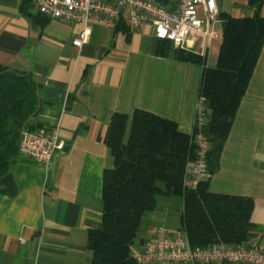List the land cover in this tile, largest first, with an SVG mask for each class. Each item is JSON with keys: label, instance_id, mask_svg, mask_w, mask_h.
I'll use <instances>...</instances> for the list:
<instances>
[{"label": "crops", "instance_id": "crops-1", "mask_svg": "<svg viewBox=\"0 0 264 264\" xmlns=\"http://www.w3.org/2000/svg\"><path fill=\"white\" fill-rule=\"evenodd\" d=\"M24 1L0 0V65L35 77L42 108L31 124L34 131L57 128L65 147L43 163L19 154L13 170L0 177V264H92L89 234L103 227L104 171L115 163L105 142L112 116L145 110L193 133L203 68L162 57L154 26L132 27L127 17L129 31L95 25L88 41L75 46L82 24L46 22L36 17V7L24 11ZM217 1L218 38L205 44L192 34L183 49L209 67L217 65L222 45L221 15H255L249 0ZM178 4L163 6L175 10ZM199 16L205 19L202 8ZM210 190L253 199L256 235L247 245L264 250V45ZM165 197L170 203L159 198L152 217L168 227L169 207L180 200ZM183 209L184 200L181 217ZM175 226L170 223L172 234L182 232L181 226L173 232Z\"/></svg>", "mask_w": 264, "mask_h": 264}, {"label": "trees", "instance_id": "trees-1", "mask_svg": "<svg viewBox=\"0 0 264 264\" xmlns=\"http://www.w3.org/2000/svg\"><path fill=\"white\" fill-rule=\"evenodd\" d=\"M168 1L157 0L161 5ZM249 2L255 8L253 17L221 15L223 40L215 67L207 66L199 54L159 42L162 57L203 68L199 95L211 112L204 132L210 141L207 162L213 175L264 45V0ZM33 6L34 0H25L22 9L28 12ZM37 12L36 17L51 19ZM124 20L117 32L129 31ZM39 90L32 74L0 65V177L17 164L23 130H35L31 119L42 108ZM196 132H185L176 121L145 110L112 116L105 142L115 163L104 171L103 227L89 234L92 264H139L132 257L139 229L145 215L157 209L160 196L183 198L180 230L192 247L208 248L218 242L237 246L255 237L253 199L215 194L211 179L197 190L186 184L189 165L197 157Z\"/></svg>", "mask_w": 264, "mask_h": 264}, {"label": "built area", "instance_id": "built-area-1", "mask_svg": "<svg viewBox=\"0 0 264 264\" xmlns=\"http://www.w3.org/2000/svg\"><path fill=\"white\" fill-rule=\"evenodd\" d=\"M34 3L40 13L51 19L82 24V30L73 41L78 47L88 41L95 25L117 28L126 17L132 27L151 23L159 42H171L180 49L185 48L192 34L202 36L205 44L218 38L217 26L221 22L217 0H179L175 10L147 0H34ZM200 8L205 19L199 16ZM210 114L206 98L199 95L194 125L197 157L189 165L186 179V184L193 190L213 177L207 162L210 141L204 132ZM64 147L65 142L57 128L25 129L19 151L21 155L43 163L50 161L55 151ZM132 257L139 264H264V250L256 244L234 246L218 242L208 248L192 247L183 232L172 234L165 225H160L141 245H135Z\"/></svg>", "mask_w": 264, "mask_h": 264}, {"label": "rangeland", "instance_id": "rangeland-1", "mask_svg": "<svg viewBox=\"0 0 264 264\" xmlns=\"http://www.w3.org/2000/svg\"><path fill=\"white\" fill-rule=\"evenodd\" d=\"M159 198H161L160 200H163V201H166V202H169L170 203V198L169 197H165V196H160ZM158 198V199H159ZM172 200H180V204H176L178 206H171L169 207V210L170 213H171V218L169 219L168 221V224H167V228L170 229V223H172V225H176L175 229L173 232H177L178 228L181 226V222H180V218H181V209H182V202H183V198L181 196H177V195H174L171 197ZM168 205V204H167ZM158 210L156 209L155 211H152V212H149L145 215V218L143 219V222L141 224V227L139 229V233H138V238H137V243L139 244L140 241L144 238H149L151 233L156 230L158 227H159V223L157 220H155L152 215L153 213L157 212Z\"/></svg>", "mask_w": 264, "mask_h": 264}]
</instances>
